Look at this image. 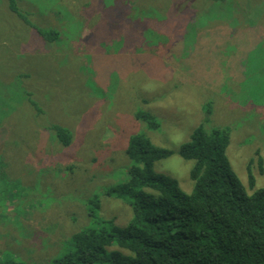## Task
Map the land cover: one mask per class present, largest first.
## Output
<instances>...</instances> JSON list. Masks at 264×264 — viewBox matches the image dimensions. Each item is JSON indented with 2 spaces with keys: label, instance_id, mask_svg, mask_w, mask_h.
<instances>
[{
  "label": "rangeland",
  "instance_id": "374dc122",
  "mask_svg": "<svg viewBox=\"0 0 264 264\" xmlns=\"http://www.w3.org/2000/svg\"><path fill=\"white\" fill-rule=\"evenodd\" d=\"M14 2L0 0V264H50L100 219L125 226L108 191L133 136L172 150L154 170L190 192L175 152L198 126L227 129L245 191L264 186V0Z\"/></svg>",
  "mask_w": 264,
  "mask_h": 264
},
{
  "label": "trees",
  "instance_id": "16d2710c",
  "mask_svg": "<svg viewBox=\"0 0 264 264\" xmlns=\"http://www.w3.org/2000/svg\"><path fill=\"white\" fill-rule=\"evenodd\" d=\"M9 7L18 13L14 0ZM38 31L49 43L58 37L53 29ZM54 130L69 143L63 128ZM229 139L227 129L198 126L179 146L175 153L192 162L186 192L154 170L156 160L174 152L133 136L125 152L128 179L108 191L126 200L129 221L119 227L100 219L102 226L76 232L70 249L50 264H264V186L245 191L226 154Z\"/></svg>",
  "mask_w": 264,
  "mask_h": 264
}]
</instances>
